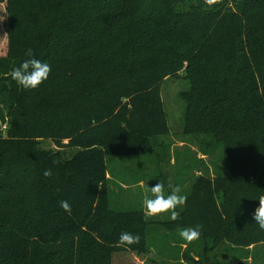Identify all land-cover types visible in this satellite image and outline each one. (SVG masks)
<instances>
[{"label": "trees", "instance_id": "obj_1", "mask_svg": "<svg viewBox=\"0 0 264 264\" xmlns=\"http://www.w3.org/2000/svg\"><path fill=\"white\" fill-rule=\"evenodd\" d=\"M3 1L0 264H112L117 251L148 252L151 226H201L206 264L225 244H264L252 219L264 193V0ZM28 48L52 69L34 90L9 75ZM181 77L185 132L206 156L221 147L219 166L197 175L176 221L111 208L106 157L156 152L170 132L162 84ZM124 231L140 243L118 246Z\"/></svg>", "mask_w": 264, "mask_h": 264}, {"label": "rangeland", "instance_id": "obj_2", "mask_svg": "<svg viewBox=\"0 0 264 264\" xmlns=\"http://www.w3.org/2000/svg\"><path fill=\"white\" fill-rule=\"evenodd\" d=\"M212 2L214 0H211ZM6 21V2L0 0V55H5L7 52ZM187 88L188 84L183 77L170 78L162 84L170 132L158 137L160 144L156 146L155 153L106 157L109 171L116 181V184L112 183L111 186V208L115 210L143 208L142 201L145 195H151L149 188L159 181L165 184L166 194L170 191L167 186L171 183L173 186L179 184L183 190L182 194L188 196L201 170L206 172L209 166L214 169L213 164L219 166L218 158L219 155L221 156L222 148L212 145L209 147L210 152L218 150L215 152L216 155L206 156L198 145L196 140L198 137L185 132L186 102L180 93ZM6 128L7 123L0 118V132L5 133ZM42 145L46 148H56L50 139H43ZM118 183H125L128 188H122ZM151 219L168 220L169 216L163 214ZM149 244L151 248L145 253L131 250L115 252L112 264H206L208 262L203 253V241L199 238L187 243L180 238L178 230L169 231L151 226ZM186 249L190 250L188 251L194 258H185ZM241 254L243 255L239 262L236 259ZM209 257L211 259L209 264H264V244H258L248 252L241 247L232 246L231 249L225 244L219 250L210 253ZM197 259L202 260L197 261Z\"/></svg>", "mask_w": 264, "mask_h": 264}, {"label": "clouds", "instance_id": "obj_3", "mask_svg": "<svg viewBox=\"0 0 264 264\" xmlns=\"http://www.w3.org/2000/svg\"><path fill=\"white\" fill-rule=\"evenodd\" d=\"M24 55L27 58L18 67H14L9 75L24 90H34L49 78L52 70L51 65L37 59L31 48L26 49ZM44 176H51V169L45 170ZM167 187L170 190L167 194L165 192V184L162 181L155 183L149 188L151 195H145L142 201L146 219L168 214L170 220H178L180 213L177 209L186 204L187 196L182 194L183 190L179 184L173 186L169 183ZM256 200L258 201V206L252 213V219L261 230H264V193L259 195ZM59 203L65 212H71V205L68 201L62 200ZM178 234L182 240L192 243L199 239L201 226L180 228L178 229ZM139 243L140 236L128 231L121 232L117 240L118 246H131Z\"/></svg>", "mask_w": 264, "mask_h": 264}, {"label": "crops", "instance_id": "obj_4", "mask_svg": "<svg viewBox=\"0 0 264 264\" xmlns=\"http://www.w3.org/2000/svg\"><path fill=\"white\" fill-rule=\"evenodd\" d=\"M123 187L128 188L127 184L123 183Z\"/></svg>", "mask_w": 264, "mask_h": 264}]
</instances>
